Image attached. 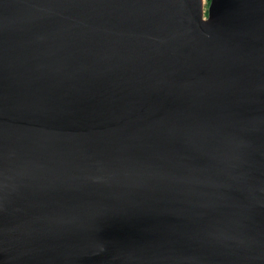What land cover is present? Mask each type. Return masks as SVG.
Segmentation results:
<instances>
[{"label": "water", "instance_id": "1", "mask_svg": "<svg viewBox=\"0 0 264 264\" xmlns=\"http://www.w3.org/2000/svg\"><path fill=\"white\" fill-rule=\"evenodd\" d=\"M0 0V264H264V0Z\"/></svg>", "mask_w": 264, "mask_h": 264}, {"label": "rangeland", "instance_id": "2", "mask_svg": "<svg viewBox=\"0 0 264 264\" xmlns=\"http://www.w3.org/2000/svg\"><path fill=\"white\" fill-rule=\"evenodd\" d=\"M208 6H209V2H208V0H204V12H205V14H204V18L206 19L207 17V15H206V12H207V9H208Z\"/></svg>", "mask_w": 264, "mask_h": 264}]
</instances>
